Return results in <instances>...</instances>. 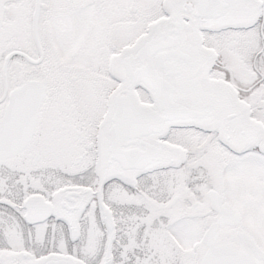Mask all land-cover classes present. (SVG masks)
<instances>
[{
    "label": "snow or ice",
    "instance_id": "snow-or-ice-1",
    "mask_svg": "<svg viewBox=\"0 0 264 264\" xmlns=\"http://www.w3.org/2000/svg\"><path fill=\"white\" fill-rule=\"evenodd\" d=\"M0 264H264V0H0Z\"/></svg>",
    "mask_w": 264,
    "mask_h": 264
}]
</instances>
